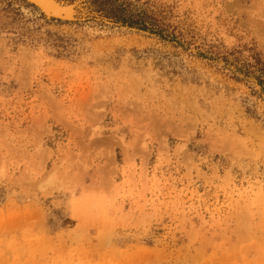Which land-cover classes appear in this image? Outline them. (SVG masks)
I'll use <instances>...</instances> for the list:
<instances>
[{
	"label": "rangeland",
	"instance_id": "1",
	"mask_svg": "<svg viewBox=\"0 0 264 264\" xmlns=\"http://www.w3.org/2000/svg\"><path fill=\"white\" fill-rule=\"evenodd\" d=\"M131 1L175 41L0 0V264H264V98L208 52L264 0Z\"/></svg>",
	"mask_w": 264,
	"mask_h": 264
},
{
	"label": "trees",
	"instance_id": "2",
	"mask_svg": "<svg viewBox=\"0 0 264 264\" xmlns=\"http://www.w3.org/2000/svg\"><path fill=\"white\" fill-rule=\"evenodd\" d=\"M63 5L73 6L75 12L72 21L64 23L109 21L114 25L148 32L159 40L173 42L176 39L171 26L154 13L148 12L142 5L131 0H55ZM51 21H59L50 19ZM208 52L212 61H222L225 67L232 68L233 78L248 79L259 89L264 98V56L252 48L243 46L226 49L223 46H210Z\"/></svg>",
	"mask_w": 264,
	"mask_h": 264
},
{
	"label": "bare ground",
	"instance_id": "3",
	"mask_svg": "<svg viewBox=\"0 0 264 264\" xmlns=\"http://www.w3.org/2000/svg\"><path fill=\"white\" fill-rule=\"evenodd\" d=\"M28 1H30V2H32V3H34V4L38 5V6H40L47 13L48 12H52L54 14H58L60 11H64V13H66V11H68V13L71 12L70 7L61 8L53 0H28Z\"/></svg>",
	"mask_w": 264,
	"mask_h": 264
},
{
	"label": "water",
	"instance_id": "4",
	"mask_svg": "<svg viewBox=\"0 0 264 264\" xmlns=\"http://www.w3.org/2000/svg\"><path fill=\"white\" fill-rule=\"evenodd\" d=\"M59 6V5H58ZM61 8H65L63 5L62 6H60ZM67 8V7H66Z\"/></svg>",
	"mask_w": 264,
	"mask_h": 264
}]
</instances>
